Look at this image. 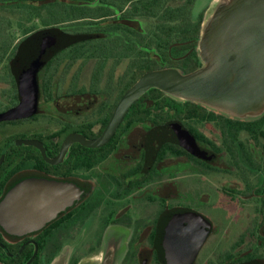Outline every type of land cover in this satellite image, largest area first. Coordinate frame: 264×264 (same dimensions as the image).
I'll return each instance as SVG.
<instances>
[{"label":"flooded vegetation","instance_id":"obj_1","mask_svg":"<svg viewBox=\"0 0 264 264\" xmlns=\"http://www.w3.org/2000/svg\"><path fill=\"white\" fill-rule=\"evenodd\" d=\"M195 1L0 0V61L14 51L37 84L27 113L17 76L0 92V202L30 179L59 198L79 191L38 227L0 223V264H264V113L238 119L150 88L106 132L144 73L200 67L192 36L208 5L194 13Z\"/></svg>","mask_w":264,"mask_h":264},{"label":"water","instance_id":"obj_2","mask_svg":"<svg viewBox=\"0 0 264 264\" xmlns=\"http://www.w3.org/2000/svg\"><path fill=\"white\" fill-rule=\"evenodd\" d=\"M197 54L201 65L189 73L160 69L139 77L119 100L106 132L113 130L128 106L150 88L238 119H255L264 113V0H211L200 24ZM25 65L16 76L23 87L22 103L27 105L23 107L27 113L37 84L31 64ZM18 109H10L5 118L24 114ZM107 135L85 143L99 145ZM47 186L31 179L15 184L0 202V223L14 233L38 227L51 219L62 203L71 204L79 192L70 185L59 198L56 189ZM201 241V237L183 239L187 252L179 256L184 262L192 261ZM171 242L178 246L175 239ZM99 257V253L90 254L78 264H99Z\"/></svg>","mask_w":264,"mask_h":264},{"label":"trees","instance_id":"obj_3","mask_svg":"<svg viewBox=\"0 0 264 264\" xmlns=\"http://www.w3.org/2000/svg\"><path fill=\"white\" fill-rule=\"evenodd\" d=\"M198 32L199 31H198V26H197V27H195V32H193V36L192 37L198 39V37H199ZM9 36H10V38H13V33L11 32L10 29H8V32L6 34L7 38H9ZM5 49H6L5 52H7V50L9 49V46H6ZM7 57H8V62L6 63V76L3 77V78L5 79L6 82L12 84V86L14 87L15 83H14L13 77L16 76V73H17V69L16 68L18 67L14 51L12 52V54L8 55Z\"/></svg>","mask_w":264,"mask_h":264},{"label":"rangeland","instance_id":"obj_4","mask_svg":"<svg viewBox=\"0 0 264 264\" xmlns=\"http://www.w3.org/2000/svg\"><path fill=\"white\" fill-rule=\"evenodd\" d=\"M211 0H196L195 5H194V10L193 12L196 13L200 10H202L203 7L208 5ZM6 64L4 61H0V92H2L3 97L6 95L7 90L9 88V84L5 81L4 78H1L4 76V70H5ZM231 215V213H230ZM230 218V216H229ZM235 217L232 216V219ZM241 219V218H240ZM244 219V218H243Z\"/></svg>","mask_w":264,"mask_h":264}]
</instances>
